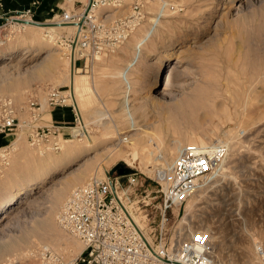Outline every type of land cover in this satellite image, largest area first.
I'll return each mask as SVG.
<instances>
[{
    "label": "rangeland",
    "instance_id": "374dc122",
    "mask_svg": "<svg viewBox=\"0 0 264 264\" xmlns=\"http://www.w3.org/2000/svg\"><path fill=\"white\" fill-rule=\"evenodd\" d=\"M85 1L62 3L61 0L60 5L67 13H78ZM135 2L141 16L128 36L112 51L88 56L85 63L83 60L82 64L77 63L80 71L73 67L67 47L73 30L52 29L47 33L38 29L42 40L46 37L47 51L40 53L38 42H20L21 35L35 32L36 28L13 24L3 28L1 40L5 42L0 46L1 51L15 49L13 57L0 61V96L12 100L19 126L7 136L0 134L6 140L3 145L0 136V203L19 183H26L38 172L45 157L50 156L54 164L45 183L38 184L20 199L0 224V264H38L45 249L56 253L66 264L73 263L83 245L56 223L57 215L66 197L86 183L100 165L106 167L103 174H118L119 170L136 173L138 196L143 199L148 194L144 200L151 202L149 211L156 214L160 197L155 194L158 186L152 180L154 173L145 170L140 152L132 164L125 162V157L131 159L130 147L114 148L119 141L116 133L132 138L146 131L158 136L152 141L141 138L139 144H148L147 150L153 153L151 170L161 167L156 155L180 138L172 127L168 128L164 103L155 98L163 93L179 97L204 84L218 89L209 99V121L202 125L212 129L214 135L207 142L180 140V149L192 143H204L205 147L222 143L226 154L219 166L202 180L197 193L189 198L191 209L186 211V202L179 215L169 220V226L184 221L207 231L222 264H243L254 242L264 252V0H108L96 19L104 25L124 21ZM52 16L34 19L46 23ZM149 30L138 60L128 68L135 43ZM23 47L25 50L21 51ZM7 66H14L9 69L13 70L11 77L2 75ZM121 73L126 74L131 85L127 93ZM75 75H84L92 86L91 102L83 111L70 90L69 80ZM158 76L160 81L154 87L153 80ZM50 88L65 89L70 97L66 106L59 108H66V118L69 116L71 122L53 123L56 127L66 126L58 130V151L33 147L27 141L30 117L26 102L34 98L41 105L35 125H51V119L45 122L44 118L50 112L47 103ZM124 97L127 101L122 103ZM128 108L134 109L139 130L128 129L125 111ZM73 109L80 123L73 122ZM96 112L105 114L99 122L92 120ZM201 113L198 110L197 116ZM75 127L80 134L73 136L71 128ZM81 133L94 137L95 145L88 150L81 147L69 156L62 155L64 140L69 145L79 144L84 141ZM227 133L233 135L232 143ZM13 140L17 141L15 147ZM177 155L178 152L168 162ZM81 171L86 176L66 188V182ZM100 173L98 176H103ZM48 216L54 228L46 236L42 232L40 236L38 224ZM183 217L185 220H181Z\"/></svg>",
    "mask_w": 264,
    "mask_h": 264
},
{
    "label": "built area",
    "instance_id": "2783aa9c",
    "mask_svg": "<svg viewBox=\"0 0 264 264\" xmlns=\"http://www.w3.org/2000/svg\"><path fill=\"white\" fill-rule=\"evenodd\" d=\"M89 1L78 13H67L61 8V12L49 20L80 28L67 45L76 70L80 69L76 64H82V60L85 63L88 56L112 51L128 36L141 16L135 2L124 21L104 25L94 16L93 8L108 0ZM39 5L34 1L21 9L4 11L3 0H0V42L5 26L24 27V23L37 22L34 18ZM69 98L65 89L47 91L50 109L66 106ZM40 108L34 98L27 100L28 144L58 151L59 128L53 124H34ZM73 112L76 123L78 116L74 109ZM14 115L12 100L0 96V134H9L19 126ZM225 154L226 147L222 143L203 148L186 146L180 149L169 168H156L152 179L158 186L155 194L160 197L156 214L149 211L151 202L144 200L148 194L143 199L138 196L136 173L90 177L69 194L57 215L58 225L83 245L71 264H213L209 233L184 221L169 226V220L179 215L180 208L200 188L202 180L219 166ZM38 264L66 263L56 253L45 249Z\"/></svg>",
    "mask_w": 264,
    "mask_h": 264
},
{
    "label": "bare ground",
    "instance_id": "6f19581e",
    "mask_svg": "<svg viewBox=\"0 0 264 264\" xmlns=\"http://www.w3.org/2000/svg\"><path fill=\"white\" fill-rule=\"evenodd\" d=\"M85 2H86L85 5H88L90 3L89 0H86ZM107 4L108 3L106 2V3H103V4L93 8L94 16L96 17L99 14V10L100 11L103 10L105 8L104 6H106ZM117 4H119V3H117ZM100 7H101V9H100ZM154 22H157V20H154ZM153 25H152V27H154ZM23 26L26 28H30V29L36 28L37 30L35 32L34 31H27L24 36L21 35L20 42L21 43L26 42L29 44L38 42L40 45V48L38 49V51L40 53H44L45 51H47V49L44 48L46 45V43H44V40L46 37L43 38L44 40H42V35L40 36V33L37 32L38 29H41V30L43 29L42 32H47V33H50V30H52V29H68V30H73L74 33H75V31L80 30V28L79 27L76 28L75 25H71V24H68L65 22H61V21L60 22L59 21L46 22V23L29 22V23H24ZM78 26H79V24H78ZM150 30L148 33L144 34L142 39H140L137 43H135L136 45H135L134 55H133L130 63L127 64L128 68L132 67L134 65V63L138 60L139 55H140L139 53L141 51L140 48H141V46H143L142 44H144V42L148 39ZM48 36L51 37V35H48ZM4 42L5 41L0 42V46H2ZM14 46H16V44ZM13 50H8L7 52H2L1 48H0V61H6L7 59H10L11 57H13L12 56L14 54ZM23 50H25V47H23V49L21 51H23ZM71 60H72V58H71ZM71 63H73V62L71 61ZM13 68H14V66H9L8 70L4 71L2 73V75L4 74L3 77L10 76V73H12L13 70L9 71V69H13ZM45 69H46V67H45ZM40 72H41V70H40ZM122 76H123V73H121V77ZM122 80L125 83V88H124L125 92L124 93H127V91H131V85H130L127 77H126V74L122 77ZM159 81H160L159 76L154 78V80H153L154 87L157 86ZM90 83L91 82L88 83V80H86L84 75H79V76L75 75L74 77H72L69 80L70 90H72V92H74V94L76 95V98L78 100L79 105L81 106L82 111L85 109V108L83 109V107H87L89 105V103L91 102L90 92L92 91L91 90L92 86ZM11 84L13 85V83H11ZM215 91H218V89L214 88V85L204 84L203 86H199V87L195 88L189 94L186 93V94L181 95L179 97H177V95L174 97V96H172L173 94L171 95L168 93H165V94L163 93V94H161V96L159 98L158 97L155 98V100L159 99L162 101V103H164V105H165L164 111L165 112H163V113L166 114L165 119H166V122L168 123V126H169L168 128L170 129V127H172L173 132L176 133L180 138L177 140H174V138H172L174 140V142L172 144H168L167 146H164L163 149L160 150V153H158L156 155V160L158 162H160L161 168L167 169L172 165V163L175 159L174 160L172 159L171 163L168 162V160H170L173 156H175L177 154V152L179 153L180 146L182 143V141H180V140H183V141L185 140L186 142L192 141L194 139H199L200 141H203V142H205L206 140L210 141L211 135H214L213 134L214 132L212 131V129H208L207 126H206V128H202V125L205 126L209 121V119L207 118L209 115V112H210V108H209L208 104H209V99H212L214 97ZM125 99H126V97H124V100L122 103H125L127 101ZM74 100H75V98H74ZM128 105L129 104H127V106ZM80 106H79V108H80ZM79 108H77V109L79 110ZM198 110L202 111V113L199 116H197ZM125 111H126V115H127L128 129L139 130V124H137V122L135 121V119L133 117L134 109L128 108V109H125ZM104 117H105V114H102V112H96V116L93 117L92 120H93V122H97V121L99 122ZM44 118H45V122L50 121L51 118H50L49 112H48V114L44 115ZM80 118H82V117H80ZM80 120L82 123H84L82 121V119H80ZM90 122H92V121L90 120ZM208 125H210L208 127H211L212 126L211 122H209ZM81 126L85 127V124H83ZM169 131H171V130H169ZM71 132H72L73 136H76V133L80 134L78 127L71 128ZM115 133H116V130H115ZM119 133L120 132H118V131L116 133V139H118L119 141L117 143H115L113 147L114 148L121 147L122 145L130 147L131 159H127L125 157L124 158L125 162L132 164V160L139 158V157H137V155H138V152H140V154L142 156L141 159L143 160L142 162L145 166V170H147V172H153L154 173L155 172L154 170L156 168L152 169L153 171L151 170V164L153 163L151 160L154 158V157L151 158L153 153H152V151L147 150V147L149 146L148 144L140 146L139 140L141 138L142 139L145 138L147 140L152 141L156 138L158 139L159 137L156 135H152L151 133L146 132V131H142V133H137L132 138L130 136H127V135L121 136V134H119ZM81 134L83 135V133H81ZM112 134H114V133H112ZM140 134H142V135H140ZM227 134H228L229 141L232 143L233 135L230 133H227ZM83 137H84L83 142H80L79 144H73V145H71V144L69 145L67 142L68 140H64V143L66 145L64 146V149L62 151V155L69 156V155L75 154L79 149L92 148L95 145V138L94 137H92L88 134L87 135L84 134ZM108 138H109V136H108ZM79 139H81V138H79ZM16 140L12 141V144H14V147H15V144L17 143ZM192 142H194V141H192ZM212 145H214V144H212ZM226 145H227V143H226ZM189 146H194L197 148L205 147L204 143H201L199 145L196 143H192ZM17 149H18V147H17ZM156 149L158 150L160 148H156ZM110 151L111 150H109V153H110ZM121 157H123V156L121 155ZM50 159H51L50 156L45 157V163H43L44 162V159H43V162H42L43 164H40V168H38V172L36 174H34V176L32 178H30L26 183H23V184L19 183L17 188H15L13 192L11 191L12 193L10 194L8 199H6L5 201L0 203V224L1 225L3 223V219L6 218V214L9 213L11 209H13L14 205L20 199L27 196L29 194V192L34 190L38 184L45 183V181L48 179L49 174H51L50 173V169H51L50 167H52V165L54 164L53 161H51ZM49 161L51 162L50 164H49ZM39 162H41V161H39ZM100 166H98V169H96V171L93 174H91V177L92 176H95V177L98 176L99 172H101L100 174L102 175L104 173V171H106L105 166H103V167H100ZM85 176H86V174L83 171L77 173L69 181L66 182V188L68 186H70L71 184L79 182ZM59 193H61V192H59ZM196 193L197 192L195 191V193L193 195H195ZM56 197H57V195H56ZM190 209H191V200H188L186 211H189ZM181 220H185V218L183 217V219H181ZM50 224H51L50 223V216H48L41 223L38 224V229H37L38 234L40 233L41 234L40 236H43L42 233L43 234L46 233V234H44V236H46L47 234H49L50 231L52 232V230H53L52 228H54V227L51 226ZM253 240L256 241V239L254 237H253ZM45 247H47V246H45ZM216 248H217V246H214L211 243L212 262H213V264H222L217 259V256L215 254ZM246 257H247V259L243 264H264V252L262 250H260V248L257 247V244L255 242L253 244L251 251H249L247 253Z\"/></svg>",
    "mask_w": 264,
    "mask_h": 264
},
{
    "label": "crops",
    "instance_id": "0c3cea01",
    "mask_svg": "<svg viewBox=\"0 0 264 264\" xmlns=\"http://www.w3.org/2000/svg\"><path fill=\"white\" fill-rule=\"evenodd\" d=\"M34 1L40 3L37 9V12H36V17L38 18L42 17V18L49 19L54 13L61 12V6H62L60 5L61 0H3V9L4 11H12L15 9H21V8L28 6L31 2H34ZM49 114H50L52 124L54 123V121L63 123V124L71 122V119L69 116L66 118V108L63 109V108L56 107V108L50 109ZM58 128L60 130H63V129H66V126L65 127L58 126ZM7 135L8 134H5V136ZM61 135L64 137L65 132L64 134H61ZM2 139H3V142H2L3 145L6 144V140L3 135H2Z\"/></svg>",
    "mask_w": 264,
    "mask_h": 264
},
{
    "label": "water",
    "instance_id": "95a60500",
    "mask_svg": "<svg viewBox=\"0 0 264 264\" xmlns=\"http://www.w3.org/2000/svg\"><path fill=\"white\" fill-rule=\"evenodd\" d=\"M127 173H130V172H128V171H123V170H119V171H118V175L127 174Z\"/></svg>",
    "mask_w": 264,
    "mask_h": 264
},
{
    "label": "trees",
    "instance_id": "16d2710c",
    "mask_svg": "<svg viewBox=\"0 0 264 264\" xmlns=\"http://www.w3.org/2000/svg\"><path fill=\"white\" fill-rule=\"evenodd\" d=\"M0 136H2V135H0Z\"/></svg>",
    "mask_w": 264,
    "mask_h": 264
}]
</instances>
